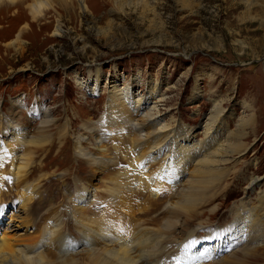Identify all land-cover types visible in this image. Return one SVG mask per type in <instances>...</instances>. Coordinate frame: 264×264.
Segmentation results:
<instances>
[{
	"label": "rangeland",
	"instance_id": "rangeland-1",
	"mask_svg": "<svg viewBox=\"0 0 264 264\" xmlns=\"http://www.w3.org/2000/svg\"><path fill=\"white\" fill-rule=\"evenodd\" d=\"M83 3L75 1L67 10L54 5L53 9L45 8L35 18L23 9L0 10V114L3 118L0 124L5 126L0 125L2 159H7L9 152L22 148L15 133L7 128L9 119L21 131L20 140L24 142L36 136L45 112H49L53 120L49 134L54 137L56 132L61 133L69 127L72 131L69 143L75 134L83 133L82 124L86 121L100 125L114 87L129 86L132 91L133 105L126 103L124 114L119 116L121 122L129 116L131 119L137 117L134 114L136 98L140 97L141 106L151 105L154 86L165 94L166 106L160 111L164 115L163 123L174 125L178 143L185 145L202 139L201 131L208 114L215 103H221L224 112L218 125V139L226 144L243 132L245 136L240 141L247 151L228 166V173L216 187L218 189L208 186L215 190V201L199 210V219L190 223L194 227L189 231L195 230L198 239L205 240L209 236L205 248L210 251L192 254L198 242L188 236L184 240V260L180 262L196 261L199 257L205 264H228L246 258L247 237L237 235L244 225L236 214L242 211V203L245 208L259 205L258 194L264 192V0H151L148 10L130 4L121 9L111 0H85ZM17 10L19 14H14ZM13 15L20 18L14 19ZM56 26L60 27L58 33ZM89 69L99 70L98 84L88 81L92 78ZM241 123L245 128L240 132ZM100 130V134L106 133L104 146L110 149L116 146L115 156L120 155L121 160L129 158L132 149L128 150L127 145L128 125H102ZM85 142L92 143L88 137ZM68 143L57 144L54 150L50 149L48 154L37 159L36 167L39 166L41 172H35L36 167L32 170L33 178L39 173L50 177L41 186L37 201L43 205V210L30 233L38 231L45 217L58 209L59 213H64L58 221L65 223L62 232L77 238L73 213L81 209L85 214L90 209V213H98L107 208L97 198L107 188H114L115 181L100 172L90 174L89 178L78 177V169L83 171L84 168L77 167ZM156 162L150 166V160H146V166H150L148 173L157 168ZM179 165L185 171L175 173ZM128 169V164L118 159L112 168L118 173ZM193 171V164L188 160L182 166L174 164L169 172L171 180L162 183V188L166 187L157 196L124 201L127 206L120 211L123 220H119L120 227L126 226L123 233L150 228L153 220L164 218L165 207L173 199L171 194H178L177 190L194 175L190 174ZM63 172H67L68 178L64 183L59 179ZM251 177L259 181L253 191L248 186ZM88 179L91 190L80 194H83L82 200L89 199V204L77 209L79 207L75 208L71 199L75 203L77 200L69 194L79 192L80 184H87ZM145 190L142 189L144 194L141 190L136 192L148 195ZM92 197L99 201L97 211ZM15 205V213H18V204ZM110 210L115 211L113 207ZM12 224L11 231L7 230L10 240L20 237L18 235L24 230L19 218L13 217ZM1 228L3 230L4 226ZM211 241L218 243L220 253L215 252L217 256L211 251L215 247ZM260 247L255 250L264 254L263 244ZM50 249L44 248L45 253L50 251L56 255ZM81 251L84 253L85 248L77 250ZM249 252L248 255L252 250ZM247 261L248 264L254 262Z\"/></svg>",
	"mask_w": 264,
	"mask_h": 264
},
{
	"label": "bare ground",
	"instance_id": "bare-ground-1",
	"mask_svg": "<svg viewBox=\"0 0 264 264\" xmlns=\"http://www.w3.org/2000/svg\"><path fill=\"white\" fill-rule=\"evenodd\" d=\"M27 1H31V3L26 4ZM75 1L82 4L85 0H0V10L23 9L29 12L32 18H35L37 15H41L45 8L51 7L53 9L54 5H57L61 10H67ZM111 1L121 7V9L125 4L135 7L142 6L143 9L147 10L151 7V0ZM83 7H85L84 3ZM14 12V14H19L18 10ZM15 17L17 18V16L13 15L14 19H16ZM22 30L23 28L20 29L17 35L18 38ZM59 31L60 27L56 26L55 32L58 33ZM88 74L93 78H89L88 81L98 84L99 70L92 71L89 69ZM131 93L129 86L114 87L109 96L108 109L103 119H101L100 125L97 126L86 121L82 124L83 133L75 134L69 143L68 136L71 137L70 133L72 132L69 127L61 133L56 132L57 137L55 135L52 137L49 134V128L53 121L49 112H45L36 136L31 137L32 139L28 141H24L22 138L24 142L20 140L21 131L16 125H12L11 119H9L7 128L13 134L15 133L16 141L21 144L20 147L22 148L15 152H9L7 159H2L0 152V264H205L203 263L204 260L199 257L195 258L196 261L191 259L184 263L180 262L184 260L182 256L186 246L184 240L189 236V238L198 242L192 254H207L210 251V249L205 248L208 245L206 242L209 241V236L205 240L198 239L196 237L198 233H195V230L189 231L194 227L190 226V223L199 219V210L215 201V190L209 189L208 186L216 188L222 179H225V175H227L229 170L228 166L247 149L240 141L241 137L245 136L241 132L245 128V124L241 123L239 125L241 136H234L231 139L232 141L228 140L226 144L223 140H219L217 131L224 110L221 103H215L204 122V127L201 131L202 139L198 143L195 142L191 145L181 144L178 143L175 126L163 123L164 115L160 111L163 105L166 104L167 99L165 94H161L158 89H155V86L152 90L151 100L153 101L150 106H141V100L138 97L134 100L136 112L134 114L137 117L131 119V116H129L122 122L119 120V116L124 114L126 103L132 102L133 105ZM39 110H36V113ZM143 110L145 111L142 112ZM2 120L3 118L0 114V123ZM242 122L244 123L243 120ZM117 124L128 125L130 129L127 145L130 147L128 150L132 149V151L128 154L129 158H122L123 160L119 159L120 155L118 157L115 156L118 150L116 146H113L112 149L104 146L105 131L102 134L99 133L102 125L113 127L117 126ZM86 137L91 140V144L85 142ZM61 142L70 145L74 155L72 158L77 163V167L84 168L83 171L78 169V177L86 176L89 178L90 174L93 175L100 172L106 173L105 177H111L112 179H110L115 181L114 188H107L108 190L103 191L102 195L97 198L104 202L107 207L98 213H90L91 209L90 211L88 210L87 214L80 212L82 210L80 207H86L89 204L88 198L82 200V193L91 190H89V183H91L89 179L87 184H80L82 189L79 192L69 194L77 200V203H75L71 199L75 208L79 207L77 209H81L80 213H73V216L76 217L73 225L77 228V238H72L68 234L64 235L62 232L66 228L64 227L65 223H59L58 221H60L64 213H59L58 209L50 217H45L38 231L34 230L35 232L30 233L37 217L43 210V205L41 206V203L37 201V199H40L41 186L50 177L39 173L38 177L33 178L32 170L37 166L36 162L39 157L48 154L50 149L54 150L57 144ZM0 147L2 148L3 144ZM167 149L169 151L164 153ZM60 151L62 153V150ZM117 159L128 164L129 169L126 172L118 173L112 170L114 165H117ZM146 160H150V166L157 161V168L154 171L151 170L152 173H148L150 166H146ZM187 160L193 164L194 171L190 174L193 173L194 175L188 177L183 185L181 184V188L177 190L178 194L176 192L171 194L173 199L165 207V210H167L163 213L165 217L161 220H153V225L150 228H143L138 230L139 232H132L131 230L128 232L126 230L127 233H123V227L126 226L120 227L122 223L119 226V220H123H121L123 216H121L122 213L120 211L125 206L126 202L124 203V201L132 200V198L139 196H157L166 187L164 185L162 188V183L166 179L171 180L170 168L178 163L182 166ZM178 168H180V165ZM36 169L35 172L40 171L39 166ZM182 170L184 169L181 167L179 170H175V173ZM79 174L84 175L80 176ZM59 179L64 183L68 179L67 172H63ZM248 186L250 191L257 188L259 186L258 178L251 177ZM142 189H146L145 191L149 194L142 195L145 193L142 192ZM136 190H141L142 194L140 195ZM81 191L82 193L80 194ZM258 198L259 205H255L253 208H245V203H242V206H240L242 211L236 214V216L241 218L244 225V229L239 230L237 235H240L239 238L247 237L245 240L246 249L252 250V252L248 255V250L246 256L244 255L246 258L238 260L236 263L228 264H248V259L249 262L254 261L251 264H264V254L255 250L257 247L259 249L261 244L264 247L263 191L259 192ZM97 199L92 197L95 211L100 209L97 208L99 203ZM6 201L10 202L7 203ZM16 203L18 204V213H15ZM111 207L115 211L110 210ZM13 210L14 212H12ZM107 214H109V217ZM7 215H11V218H8ZM257 215L261 218L259 219ZM13 217L21 220L24 230H22L21 235H18L20 237L10 240L7 237L9 235L7 230H10L13 226ZM50 219L53 221H50ZM110 219H114L113 222ZM1 224L4 226L3 230ZM198 227H201V224ZM177 229L179 231L176 233L175 230ZM211 243L215 244L213 241ZM201 246L205 249H202ZM214 246L211 251L217 256L215 252L220 253L218 243ZM46 247L53 249L56 255L50 251L45 253L44 248L46 249ZM81 247L85 248V252L83 253L82 250L83 254L78 256L77 254L81 252H77V250ZM70 253L75 255H70ZM51 255L54 257H50ZM226 259L228 260V257ZM226 259L224 258V261Z\"/></svg>",
	"mask_w": 264,
	"mask_h": 264
}]
</instances>
